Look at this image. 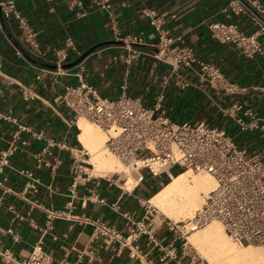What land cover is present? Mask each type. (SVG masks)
<instances>
[{"label":"crops","instance_id":"obj_1","mask_svg":"<svg viewBox=\"0 0 264 264\" xmlns=\"http://www.w3.org/2000/svg\"><path fill=\"white\" fill-rule=\"evenodd\" d=\"M82 1V8L71 7L69 0L18 1L42 48L52 50L46 61L28 53L13 22H0V154L13 143L17 146L0 181V252L7 251L22 261L42 242L55 264H141L131 257V249L137 248L154 264L160 254L150 246L148 236L135 240L130 230L144 218L145 203L181 170L159 177L145 171V180L135 184L116 174H92L72 194L73 156L83 145L79 127L72 123L73 114L61 98L66 86L78 84V79L56 73L54 50L72 38L77 51L71 52V64L80 61L85 65L87 84L103 97L117 99L125 91L152 107L164 90L163 79L170 69L152 56L157 35L147 13L154 12L171 36H183L198 59L217 65L237 87L236 91H218L190 75V87L181 89L174 79L165 90L166 114L176 122L204 121L224 128L240 145L258 147V143L264 144V138L258 141L264 134L240 133L221 110L240 102L264 119V55L248 58L236 46L218 43L209 27L215 22H234L252 33L260 23L250 11L234 14L228 9V0H111L110 10L94 0ZM260 2L264 5V0ZM127 36L142 37L144 45L129 47L124 40ZM260 40L264 44V37ZM131 48L139 56L129 64ZM72 69L76 71V67ZM19 126L42 133L43 138L19 132ZM50 142L65 144L67 149L56 146L45 151ZM25 171L34 177H27ZM129 184L132 189L127 188ZM93 194L104 203L94 201ZM148 224L165 244L173 239L167 227L159 226L152 217ZM96 225L114 229L123 238L101 236ZM178 248L181 264H187V253L180 245ZM0 264L6 263L0 258Z\"/></svg>","mask_w":264,"mask_h":264},{"label":"built area","instance_id":"obj_2","mask_svg":"<svg viewBox=\"0 0 264 264\" xmlns=\"http://www.w3.org/2000/svg\"><path fill=\"white\" fill-rule=\"evenodd\" d=\"M18 1L4 0L0 3V22H13L19 40L26 46L28 53L36 59L46 61L52 50L42 48L37 32L19 10ZM69 1L73 8L83 6L82 0ZM228 1L230 11L236 15L250 11L259 20L260 26L255 32L246 33L234 22H215L209 27L212 39L220 44L236 46L248 58L264 55V44L260 40L264 37V5L260 0ZM110 2L111 0H94L97 6L105 10L111 9ZM147 15L157 35L152 56L170 67L164 76V90L159 94L157 103L147 107L141 98L130 97L125 91L117 99L101 96L85 82L86 67L83 63L75 66L76 71L65 68L71 64V52L77 51L74 40L67 38L63 48L54 50V58H51L57 74H73L78 79V84L66 86L61 98L62 104L73 114V124L77 125L79 119L84 118L108 135L107 150L117 158L125 173H138V183L145 180L144 171H148L153 177H159L170 175L176 168L208 173L215 179L216 188L205 197L202 208L196 212L193 220L179 223L165 218L159 223V226H166L173 234V239L166 244L148 224L157 209L153 207L151 211L152 206L145 203L146 214L142 220L134 223L130 235L135 240L143 235L148 236L150 246L160 254L154 264H181L178 245L186 252L187 236L213 221L219 222L227 236L236 244H255L264 248V144L258 143V147L240 145L226 129L213 127L204 121L176 122L166 114L163 107L165 90L174 79L181 89L190 87V75L198 76L210 88L218 91H236L237 87L227 80L217 65L198 59L195 50L185 45L183 36H171L154 12ZM124 40L129 47L144 45V39L140 36H127ZM138 56L139 52L131 48L127 62L130 64ZM47 70L42 69V72ZM37 79L40 80L41 76ZM221 114L232 119L242 134H264V119L259 118L254 109L243 103L234 102L223 108ZM21 131L31 133L34 139L43 138L42 133L32 132L28 127L19 126V132ZM18 135L19 133L15 136L16 139ZM263 138L262 135L258 141ZM27 144L23 142V145ZM56 146L67 149L65 144L50 142L45 151ZM16 151L17 146L13 143L8 150L1 152L0 181L4 168L9 166L10 158ZM89 158L83 146L73 156L72 194L81 181L92 176L90 167L93 166ZM23 173L29 178L34 177L32 172ZM92 197L94 201L104 203L97 195L93 194ZM96 230L101 236L112 240L123 238L120 232L103 225H96ZM131 257L138 259L141 264H153L137 248L131 249ZM0 258L6 264H55L52 256L43 249L42 242L22 261L7 251L0 252ZM197 264L205 263L202 261Z\"/></svg>","mask_w":264,"mask_h":264},{"label":"bare ground","instance_id":"obj_3","mask_svg":"<svg viewBox=\"0 0 264 264\" xmlns=\"http://www.w3.org/2000/svg\"><path fill=\"white\" fill-rule=\"evenodd\" d=\"M86 120V119H85ZM79 119L77 123L80 135L79 141L91 156L92 172L98 174L117 173L119 162L107 150L108 135L94 123ZM133 184L138 183V173L133 172ZM97 176V174H96ZM193 176V178H191ZM128 185V189H132ZM216 188L215 179L208 173L194 175L187 170L172 180L158 193L151 197L148 203L169 219H194L195 211L202 208L205 197ZM185 220V221H186ZM189 244L209 264H264V251L253 246L245 248L234 244L227 236L223 226L213 221L203 229L197 228L188 239Z\"/></svg>","mask_w":264,"mask_h":264},{"label":"rangeland","instance_id":"obj_4","mask_svg":"<svg viewBox=\"0 0 264 264\" xmlns=\"http://www.w3.org/2000/svg\"><path fill=\"white\" fill-rule=\"evenodd\" d=\"M85 120V119H84ZM85 121H88V120H85ZM88 122H90V121H88ZM90 123H92V122H90ZM102 132L104 133V131L102 130ZM112 155V154H111ZM90 158V160H91V156H89ZM114 158L117 160V158L114 156ZM118 161V160H117ZM119 162V161H118ZM91 164V163H90ZM119 164H120V162H119ZM94 168V167H93ZM92 167H90V169L92 170L93 169ZM117 170H118V172L117 173H108V174H98V173H96V172H92V174L93 175H96L97 174V176H107V175H113V174H116V176H120V177H122V178H124V179H129V180H131L133 177H135V174H129V173H125L124 172V167L120 164V168H117ZM144 173H145V171H144ZM193 174L194 175H204V174H206V173H204V172H193ZM175 176V175H174ZM191 178H193V176H191ZM129 185H131V184H129ZM147 206H149V204H147ZM153 210V207L151 208V211ZM157 212H158V214H157ZM157 212H153V219L155 220V222L156 223H160L161 221H163L166 217L163 215V214H161L158 210H157ZM196 212L197 211H195V213L194 214H196ZM172 221H174V222H179V223H181V222H183V221H185L186 219L185 218H180V219H178V220H176V219H171ZM187 221V220H186ZM215 222H217V221H215ZM213 223V222H212ZM205 227V226H204ZM204 227H202V228H200V229H203ZM193 234V232L191 233V234H189L188 236H187V238L189 239V237L191 236ZM232 241V240H231ZM186 242V241H185ZM187 242H188V245L186 246V253H187V256H186V261H187V259L189 260L188 262H187V264H193L192 263V260L193 259H195L194 260V262H195V264H197L198 262H204L205 264H209L208 262H207V260L202 256V255H200V254H198V252L196 251V250H194L193 248H192V246L189 244V241L187 240ZM233 242V241H232ZM234 244H236L235 242H233ZM237 246H239V247H242V248H245V247H247V246H253V247H255V248H259V249H261V250H263L264 251V248L263 247H261V246H259V245H255V244H252V245H247V244H243V245H239V244H236Z\"/></svg>","mask_w":264,"mask_h":264},{"label":"water","instance_id":"obj_5","mask_svg":"<svg viewBox=\"0 0 264 264\" xmlns=\"http://www.w3.org/2000/svg\"><path fill=\"white\" fill-rule=\"evenodd\" d=\"M249 9H250L251 11H253L255 14H257V12H256L253 8L249 7ZM79 63H80V61L75 62V63H72V64H69V65L65 66V68H72V67L76 66V65L79 64Z\"/></svg>","mask_w":264,"mask_h":264},{"label":"trees","instance_id":"obj_6","mask_svg":"<svg viewBox=\"0 0 264 264\" xmlns=\"http://www.w3.org/2000/svg\"><path fill=\"white\" fill-rule=\"evenodd\" d=\"M184 171H185V170H181L180 172L175 173L174 175H175V176H178V175L182 174ZM170 181H171L170 179L167 180L166 183H165V185H164V187H165ZM164 187H163V188H164ZM163 188H162V189H163ZM162 189H161V190H162ZM158 192H159V191H158ZM158 192H157V193H158Z\"/></svg>","mask_w":264,"mask_h":264}]
</instances>
